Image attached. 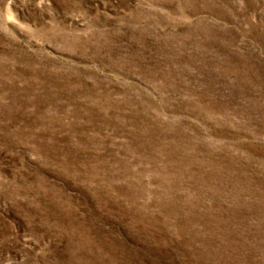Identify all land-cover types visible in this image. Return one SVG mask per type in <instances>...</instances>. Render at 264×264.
<instances>
[{"label":"rangeland","instance_id":"1","mask_svg":"<svg viewBox=\"0 0 264 264\" xmlns=\"http://www.w3.org/2000/svg\"><path fill=\"white\" fill-rule=\"evenodd\" d=\"M0 264H264V0H0Z\"/></svg>","mask_w":264,"mask_h":264}]
</instances>
